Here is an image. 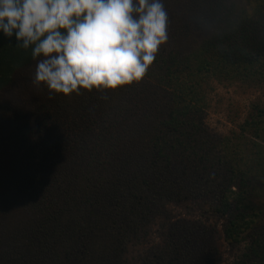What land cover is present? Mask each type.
I'll use <instances>...</instances> for the list:
<instances>
[{
  "label": "trees",
  "instance_id": "16d2710c",
  "mask_svg": "<svg viewBox=\"0 0 264 264\" xmlns=\"http://www.w3.org/2000/svg\"><path fill=\"white\" fill-rule=\"evenodd\" d=\"M164 4L167 42L115 90L49 98L30 50L0 35V264H129L168 204L199 200L245 243L234 264H264V107L231 136L205 122L213 81L264 86V0ZM206 234L172 224L142 264H213Z\"/></svg>",
  "mask_w": 264,
  "mask_h": 264
},
{
  "label": "clouds",
  "instance_id": "9594fccd",
  "mask_svg": "<svg viewBox=\"0 0 264 264\" xmlns=\"http://www.w3.org/2000/svg\"><path fill=\"white\" fill-rule=\"evenodd\" d=\"M168 26L164 0H0V35L30 50L49 98L140 82Z\"/></svg>",
  "mask_w": 264,
  "mask_h": 264
},
{
  "label": "rangeland",
  "instance_id": "374dc122",
  "mask_svg": "<svg viewBox=\"0 0 264 264\" xmlns=\"http://www.w3.org/2000/svg\"><path fill=\"white\" fill-rule=\"evenodd\" d=\"M208 99L210 106L205 120L207 126L217 135L231 136L240 130L254 106L264 107V86L239 82L220 84L213 81ZM261 143L264 146V139ZM261 181L264 183V178ZM258 188L257 201L264 205V189L260 185ZM166 212L154 220L140 240L129 246L126 255L129 264H142L143 257L152 247L164 243L168 228L175 223H197L200 228L206 229L207 234L199 243V248L205 249L201 260L212 254L213 264H234L245 250V243L233 247L224 240L223 219L213 215L206 201L168 204Z\"/></svg>",
  "mask_w": 264,
  "mask_h": 264
}]
</instances>
